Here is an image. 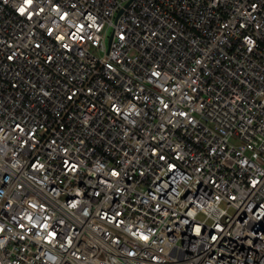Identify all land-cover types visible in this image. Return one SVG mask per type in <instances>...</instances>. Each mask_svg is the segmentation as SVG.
I'll use <instances>...</instances> for the list:
<instances>
[{"label": "built area", "instance_id": "1", "mask_svg": "<svg viewBox=\"0 0 264 264\" xmlns=\"http://www.w3.org/2000/svg\"><path fill=\"white\" fill-rule=\"evenodd\" d=\"M0 264H264V0H0Z\"/></svg>", "mask_w": 264, "mask_h": 264}, {"label": "rangeland", "instance_id": "2", "mask_svg": "<svg viewBox=\"0 0 264 264\" xmlns=\"http://www.w3.org/2000/svg\"><path fill=\"white\" fill-rule=\"evenodd\" d=\"M225 207H226V204H225ZM230 211L233 212L232 210H230ZM200 218H201V219H204L205 217H204L203 214H200V215H199V219H200Z\"/></svg>", "mask_w": 264, "mask_h": 264}]
</instances>
